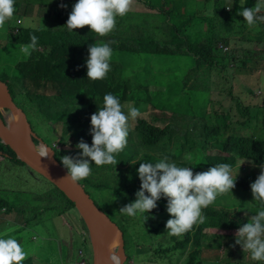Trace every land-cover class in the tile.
I'll use <instances>...</instances> for the list:
<instances>
[{
    "label": "trees",
    "instance_id": "trees-1",
    "mask_svg": "<svg viewBox=\"0 0 264 264\" xmlns=\"http://www.w3.org/2000/svg\"><path fill=\"white\" fill-rule=\"evenodd\" d=\"M69 1L61 0L64 5H71ZM71 1H74L73 5L78 2ZM137 1L144 10L117 16L116 27L103 37L91 32L89 26L73 31L58 28L60 24L66 26L72 7H62L61 15V11L54 12L57 7L53 6L45 17H40L39 25L41 20L44 25L56 24L54 30L44 28L34 34L31 26H25L18 29L17 35H11L16 44L23 45L30 43V35L34 34L46 47L45 51L37 49L30 57L21 55L12 62L0 57V81L8 85L14 102L27 115L33 132L36 129L53 136L52 146L38 136L34 142L38 147L40 144L49 145L63 168L60 157L70 155L75 158L80 154L82 150L76 145L81 139L91 146V115L103 105L106 94L117 97L121 105L133 100L139 107H147L137 120L136 131L129 130L124 150L114 154L116 163L96 166L92 162L91 175L78 181L90 196L87 188L94 190L109 211L117 208L115 202L120 208L135 201V194L141 186L137 169L142 162L156 163L168 156L180 167H191L194 173L207 171L221 163L232 166V176L237 168L243 170L245 175L235 174L237 186L243 192L239 208L226 206L218 202L220 198L216 199L202 209L206 217L203 224L197 223L180 236H170L173 243L165 246L160 242L154 252L170 264H174L172 259L175 264H202L204 249H219L228 239L226 235L208 234L206 230H237L248 223V217L264 208V204L254 200L251 190V183L258 177L254 170L264 164V100L247 105L235 97L232 85L234 72L247 75L256 71V67L251 69L250 65L264 67V24L257 22L249 27L244 17L237 15L240 0H215L211 9H207V0ZM17 2L18 11L23 9L22 14L28 12L22 2ZM256 2L246 0L245 7L252 8ZM258 15H264V8ZM124 21L131 24L122 26ZM231 40L237 42L236 52L229 49V52L221 53L219 45L225 44L229 48ZM100 41L115 42L113 45L118 46L124 55L119 64L128 75H118L107 82L90 81L83 71L52 58L53 52L57 51L64 53L68 62H84L89 56V44ZM134 46L147 47L148 58L132 59L130 55ZM4 51L5 47H0V54ZM234 55L239 56V60H233ZM176 59H191L194 64L182 74L172 64ZM249 92L253 93L250 89ZM218 94L229 104L214 101ZM235 111L240 115L237 120L233 118ZM149 113L150 119L147 120ZM0 118L6 121L5 111L0 110ZM132 122L129 119V124ZM58 127L61 128L59 137L56 135ZM72 139H78V142L71 143ZM58 145H63L65 150L57 148ZM186 154L191 159H186ZM0 158V164L7 160L14 167H27L1 138ZM40 177L50 185L48 192L40 188L29 190L26 186L12 188L2 181L0 183V212L15 213L26 221L25 227L13 224L16 231L26 230L30 222L41 217L63 216L66 220L64 215L71 210L80 217L74 203ZM95 204L114 222L110 214L97 202ZM157 205L151 212L140 214L138 219L125 215L121 219L122 226L119 227L125 239V264L147 259L150 249L141 244H151L155 238L166 235L167 229L161 231V228L166 227L171 218L167 212V199L162 197ZM80 220L87 232L81 217ZM0 221L8 224L3 219ZM142 230L150 242L140 239ZM87 236L89 238L88 232L85 237L88 242L90 238ZM34 237L39 240L35 234ZM16 239L22 247H29V238ZM38 244L41 250L29 253L22 264H38V261L50 264L51 260L63 264L58 258L56 241ZM42 250L45 253L39 254ZM78 257V264L83 261L88 264L83 249L78 251ZM250 259L253 264H264ZM234 262L245 264L239 256Z\"/></svg>",
    "mask_w": 264,
    "mask_h": 264
},
{
    "label": "clouds",
    "instance_id": "clouds-1",
    "mask_svg": "<svg viewBox=\"0 0 264 264\" xmlns=\"http://www.w3.org/2000/svg\"><path fill=\"white\" fill-rule=\"evenodd\" d=\"M245 3L246 0H240L237 15L244 17L249 27L255 26L257 22H264V15H258L264 8V0H257L252 8L245 7ZM14 4L15 0H0V28L13 17ZM132 5L133 0H78L64 27L73 31L89 26L91 32L103 37L116 27V17L125 16ZM61 7L66 5L61 4ZM38 42L39 38L33 34L30 35V43L17 46L27 58L37 50ZM110 43L100 41L89 44V56L86 60L88 79H103L110 71ZM122 108H127V114ZM141 115L138 108L127 104L122 106L117 97L111 93L106 94L103 105L91 115V146L81 139L76 145L82 150L80 154L75 158L70 155L60 157L67 169L65 178L73 181L86 179L91 175L92 162L96 166L116 163L114 154L123 151L128 143L129 119L135 120ZM51 152L50 149H43L39 150V155L47 157ZM185 158L191 159L190 156ZM259 167L260 174L251 183V190L254 200L264 204V164ZM137 172L141 186L135 194L136 199L121 207L119 212L128 217H136L138 214L151 212L157 208V202L162 197L166 198L167 212L171 216L166 222V229L170 236H180L197 223L203 224L206 217L202 214V209L211 205L218 195L232 192L237 179L232 176L230 164L221 163L207 171L194 173L191 167H180L168 156L156 163H140ZM237 230L235 243L243 248L245 260L250 253L252 260L264 262V208L248 217V223ZM8 231L4 233L5 236ZM26 257L27 253L17 239L0 238V264H22Z\"/></svg>",
    "mask_w": 264,
    "mask_h": 264
},
{
    "label": "rangeland",
    "instance_id": "rangeland-1",
    "mask_svg": "<svg viewBox=\"0 0 264 264\" xmlns=\"http://www.w3.org/2000/svg\"><path fill=\"white\" fill-rule=\"evenodd\" d=\"M15 1H20L22 2L23 7L25 6L27 7L29 18H25L24 16H22V11L19 10L17 14L10 19L9 22L5 23L4 27L0 28V47L1 48L5 47V51L0 54V57L2 59H5V61L9 60L11 62L14 61L17 57L23 55L19 51V48L17 46L18 44H16L13 37H11V35H17L20 30V29L18 31L15 30V25L18 19L22 21V24L20 25L21 27L31 26V28L34 30V34H38L41 29L47 28L49 30H54L56 27V24L53 25L51 23L44 25L42 20L40 21L41 25H39V20H40L41 15L42 17H45L46 14H48L51 11V8L53 6L57 7V9H55L54 12L61 11V15H62L61 0H15ZM69 2L70 3L68 4L73 5L72 3L74 1L70 0ZM214 4H215V0H207V4H206L207 9H211L214 6ZM32 5H35V6H32ZM143 8L144 7L142 4L137 3L136 1L133 0V5H132L131 10L140 11V10H143ZM59 21L61 20L59 19ZM261 23L264 24V22H261ZM129 24L131 23L124 21L122 22L121 25L124 26V25H129ZM57 27L61 29L64 28L63 24H60ZM113 43L115 42L110 43V47L112 48V57L110 60V71L107 73L105 78L100 79V81L102 82L111 81L114 77L118 75H128L127 72L123 69V67L119 64V62L124 59V55L119 51L118 46L113 45ZM235 45H237V42L235 40H231V44L229 48L225 47V44L224 45L220 44L219 50L221 53L229 52V49H230V52H236ZM37 49L44 52L46 47L41 42H38ZM147 50L148 48L144 46H134L132 47V54L130 55V57L132 59H147L148 58ZM66 57L67 56L62 52L54 51L52 54L53 59L57 60L58 62L65 61V64H67L68 67H72V68L83 71L85 77L87 78L86 61L79 62V63L68 62V60L66 61ZM231 58L233 60H239V56L237 55H234ZM172 64L175 69H177L179 72L183 74L184 70L187 67H192L194 62L191 59H188V60L176 59L172 61ZM255 67H256V71L254 73H249L247 75H240L237 72H234L233 77H232L233 79L232 85L234 87L235 97L238 99H242L247 105H255V104H258L259 102L262 103L264 100V67L255 66L254 64L250 65L251 69ZM59 78L61 81H63V76H60ZM249 89L253 91L252 94L249 92ZM213 99L216 102L229 104V101L226 100L224 96H222L221 94L216 95ZM126 104L138 108L141 113L145 109H147L146 106L139 107L137 104L134 103L133 100H129L124 105ZM217 107H219V105H217ZM123 111L125 112V114H127V108H123ZM156 115L159 117L161 116L160 114H157V113ZM239 116H240L239 113L235 111L233 118L237 120L239 119ZM138 118L133 120V122L129 124L130 131L132 132L136 131L137 127L139 126L137 122ZM146 119L147 120L150 119V113L146 115ZM157 124L163 126L161 122H157ZM56 133H57L56 134L57 137H59L61 134L60 127L57 128ZM35 134L41 138L40 139L41 141L44 140L45 142H47L49 145L52 146L53 136L51 134H44L36 129H35ZM77 142H78V139L76 140L72 139L71 141V143H77ZM49 145H46V146L50 147ZM40 146H42V144H40ZM44 146L45 145H43V147ZM67 147L69 148L70 144H68ZM57 148L65 150L63 145H58ZM186 156H190V155L186 154L185 157ZM254 171H255L254 175L260 174V169L258 168V166H256ZM235 174L239 176L245 175L244 171L240 170L239 168L235 170ZM235 174H233L234 179L237 177ZM32 176H34V178L37 180H34ZM237 180L238 179H236V187L232 190V192L229 191L227 193L217 196L216 199L220 198L218 202L226 206L232 207V208H239V203L242 200L241 194H243V192L237 186ZM1 181H2V184H6L12 188H19V189H21V187L23 186H26V188H28L29 190L31 188H40L48 192L51 188L50 185L47 182H45L38 174L34 173L27 167H16V166L14 167L13 164L8 163L7 160L0 164V183ZM87 190L90 191L91 196L93 197L94 201L97 202L103 208L104 211L110 214L114 222L117 223L118 226H122L121 219L124 217V215H122L119 212V209L123 207V205L119 208L118 203L115 202L117 208L114 211H109L108 208L105 206V203L103 202V200L101 198H98L95 195L94 190L92 189L89 190L88 188ZM64 217H66V220L68 222H70L71 220H74L75 222L79 223L83 227V224L81 220L79 219L75 210H71L68 214L64 215ZM129 218L138 219L140 218V214H138V216L136 217H129ZM0 219H3L8 222V224H6L3 221H0V236H5L4 233L10 230L8 231V235L5 236L6 238L8 237H12L15 239L25 238V237L29 238L30 239L29 247L28 248L23 247L24 251L27 253V256L29 255V253H34L36 250L37 251L41 250V248H38L39 240H36L35 237L33 238V234L38 236V231L35 228L37 225V221L33 220L32 222H30L29 228H27L24 231H16L14 230L15 226L13 224L21 225L24 227L26 225V221L22 216H19L15 213L10 214L8 212H0ZM163 219L164 218L162 217L161 223H163ZM44 226H49V224L48 223L43 224L41 222L38 223L39 229H43ZM165 230H166V227L161 228V231H165ZM237 231L238 230L221 232L219 230H212V229L206 230L208 234H215V233L220 234L221 233L223 235L228 236V239H226V241L222 243L221 248L219 249L214 248V247H211V249H204L202 251V257H201L202 264H236L234 261L238 256L242 257L245 260L246 254L243 248L241 247V245H238L235 243ZM153 236H155V233H153ZM140 239L145 243L150 242V238L149 236H146L145 230L141 231ZM160 242L163 243L165 246H169L173 243V241L170 239V235L166 233L165 236L155 238L153 240V243L151 244H148V245L141 244L142 247L150 249V251H149V255L147 259L142 260L136 264H170L169 261L160 258L158 255H154V252L158 247V243ZM84 251L86 254L88 264H92L93 254H92V248H91V244L89 240H88V244L84 247ZM44 253H45L44 250L39 252V254H44ZM250 257H251V254L250 253L247 254V259L245 260V264H253L250 261L251 260ZM171 262L175 264L173 259ZM38 264H41V263L38 261ZM50 264H58V263L51 260ZM131 264H134V261H132Z\"/></svg>",
    "mask_w": 264,
    "mask_h": 264
},
{
    "label": "water",
    "instance_id": "water-1",
    "mask_svg": "<svg viewBox=\"0 0 264 264\" xmlns=\"http://www.w3.org/2000/svg\"><path fill=\"white\" fill-rule=\"evenodd\" d=\"M0 110L7 118H0V138L18 158L36 174L56 186L76 206L83 219L93 254V264H125V239L120 227L113 222L79 184L65 178L67 170L55 158V152L48 146H37L27 115L14 102L8 85L0 81ZM8 112H7V111ZM50 149L47 157H40L39 150Z\"/></svg>",
    "mask_w": 264,
    "mask_h": 264
},
{
    "label": "crops",
    "instance_id": "crops-1",
    "mask_svg": "<svg viewBox=\"0 0 264 264\" xmlns=\"http://www.w3.org/2000/svg\"><path fill=\"white\" fill-rule=\"evenodd\" d=\"M134 1L139 3L137 0ZM17 3L18 2L15 1L14 4L15 12L13 16H15L18 11ZM66 6L73 7V5H66ZM132 12H138V11L130 10L128 13H132ZM22 16H24L25 18H29V13L25 11L22 14ZM9 21L10 20L6 22ZM21 24L22 22L19 23V21H17L15 25L16 29H19L21 27L20 26ZM40 222L43 224L48 223L49 226H44L43 229H39L38 223ZM35 228L38 231L39 242L42 241L46 244H48L51 240L57 242V248H58L57 253H58V258L61 260V263L78 264L79 262L78 251L81 249L84 250V247L88 244L85 238L88 231L87 232L85 231L84 226L82 227L79 223L75 222L74 220L68 222L67 220H65V218H63V216H54L50 218L41 217L39 220H37V225Z\"/></svg>",
    "mask_w": 264,
    "mask_h": 264
},
{
    "label": "built area",
    "instance_id": "built-area-1",
    "mask_svg": "<svg viewBox=\"0 0 264 264\" xmlns=\"http://www.w3.org/2000/svg\"><path fill=\"white\" fill-rule=\"evenodd\" d=\"M19 23H20V22H19ZM16 31H18V29H16ZM80 255H81V257H83V256H84V254H83V253H81ZM81 264H86V263L83 261V262H81Z\"/></svg>",
    "mask_w": 264,
    "mask_h": 264
}]
</instances>
